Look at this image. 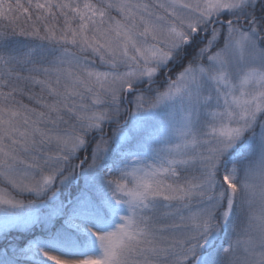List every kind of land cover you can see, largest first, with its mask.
Here are the masks:
<instances>
[{
  "label": "snow or ice",
  "instance_id": "1",
  "mask_svg": "<svg viewBox=\"0 0 264 264\" xmlns=\"http://www.w3.org/2000/svg\"><path fill=\"white\" fill-rule=\"evenodd\" d=\"M0 264H264V0H0Z\"/></svg>",
  "mask_w": 264,
  "mask_h": 264
}]
</instances>
